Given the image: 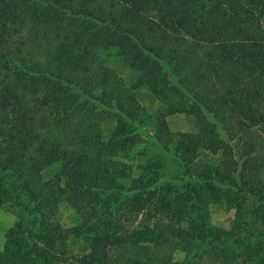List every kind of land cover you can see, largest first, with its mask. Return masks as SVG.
Masks as SVG:
<instances>
[{
  "label": "trees",
  "instance_id": "obj_1",
  "mask_svg": "<svg viewBox=\"0 0 264 264\" xmlns=\"http://www.w3.org/2000/svg\"><path fill=\"white\" fill-rule=\"evenodd\" d=\"M113 59L134 73L130 82ZM176 113L196 129L172 132ZM106 121L115 122L108 134ZM145 135L157 152L144 150ZM7 180L24 196L26 227L9 236L0 264L260 259L264 0H0ZM247 200L253 208L243 221ZM218 203L237 209L228 230L211 223ZM63 204L77 213L71 233L85 237L88 253L65 255ZM234 240L243 241L239 250ZM178 251L183 261H175Z\"/></svg>",
  "mask_w": 264,
  "mask_h": 264
},
{
  "label": "rangeland",
  "instance_id": "obj_2",
  "mask_svg": "<svg viewBox=\"0 0 264 264\" xmlns=\"http://www.w3.org/2000/svg\"><path fill=\"white\" fill-rule=\"evenodd\" d=\"M113 66L118 70V72L128 81L130 82L134 78V73L131 69L128 68L126 64H124L119 59L112 60ZM142 102L146 105L147 109L153 111L157 108L158 102L146 91H143L141 95ZM169 126L172 132H185L196 129L194 120L186 114L176 113L170 117H168ZM114 121H106L103 123V129L105 133H109L114 127ZM144 139L146 140L144 145V150L147 153H151L152 151H158L157 146L153 143L148 137L145 135ZM166 155L165 153H163ZM167 157V156H166ZM206 159L210 158V155L205 156ZM171 159H168V162L171 164ZM174 171L173 165L169 166L163 172V178L170 174V172ZM52 175L55 172V168L51 170ZM5 189L10 196L2 195L1 190ZM20 194V189L17 188L16 182L14 181H0V249H3L5 246L9 236L15 235L19 233L20 228L24 229L26 227V214H24L21 210V206L19 205L20 200H24V196ZM21 197V198H20ZM253 208V200H247L243 202L242 207H240L241 219L244 221L245 218L250 214V210ZM210 218L213 226L222 228V229H230L232 227V223L236 220V208H227L226 205L223 204H214L210 208ZM65 229H68L70 233L67 237V243L65 244L63 250L66 256L72 255H83L90 251V247L85 241V237L83 235L75 236L71 233V229L79 224L77 213L68 205L63 204L60 208L59 218H58ZM248 228L250 226H247ZM249 232V229H246V234ZM264 241V240H263ZM252 242L248 244H252V246H256L254 244H258V240L255 238L252 239ZM243 241L234 240L231 242L232 250H239ZM226 250V248H225ZM184 253L182 251H178L175 254V261H183ZM261 258L253 261L251 264H264V254H261ZM207 257V256H206ZM208 258V257H207ZM208 260V261H207ZM205 262L197 261V264H210L211 259H207ZM207 261V262H206Z\"/></svg>",
  "mask_w": 264,
  "mask_h": 264
}]
</instances>
